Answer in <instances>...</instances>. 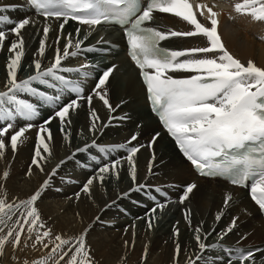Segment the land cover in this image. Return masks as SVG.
<instances>
[{
  "label": "bare ground",
  "instance_id": "obj_1",
  "mask_svg": "<svg viewBox=\"0 0 264 264\" xmlns=\"http://www.w3.org/2000/svg\"><path fill=\"white\" fill-rule=\"evenodd\" d=\"M194 1L196 5L205 4L218 13V34L224 47L234 58L239 59L245 66L252 61L256 66L264 68V41L262 38L257 40L253 37L255 35L249 33L257 22L263 27L259 30V35H263L264 21L255 20L249 14L236 13L234 5L240 0ZM4 5H10L13 10L6 13L10 8L8 7L6 11L0 12V15L7 16L11 21V23L0 22V30L7 34V39L0 46V91H6L8 71L6 65L14 55L8 49L10 43L17 39L9 30L19 20L29 18L33 23L22 30L25 54L17 71L18 80L34 74L36 60L41 62L42 68H46L54 62L57 49H60L63 55L69 34L72 44L82 41L80 49H85L93 41L86 37L85 32L77 36V32L70 29V25L62 34L54 25L56 21H43L44 19L34 18L30 14L24 17L15 7V5L20 6L18 0H0V6ZM200 11L196 7L197 19L205 26H210L206 18L208 15L206 9L203 10L204 16L200 15ZM162 23L168 24L173 31L194 30L186 21L170 15L158 14L154 17V26L159 27ZM45 26L49 27V33L45 41L44 55L41 56L39 42L44 38ZM244 26H249L250 29L246 30ZM174 42L178 43L177 49L180 50L208 46L206 38L202 35L179 36L175 40L170 38L167 44L172 46ZM72 49L73 47H70L69 52ZM78 58L77 55L63 58L58 73ZM127 65L126 82L116 83V78L118 76L122 78L123 75L115 71L109 81L110 89L106 84L103 89L115 111L110 112L99 97L92 96L91 104L87 100H79V107L70 110L68 117L71 123L72 119H77L78 122L75 125L71 123L64 125L67 138L60 130L61 122L58 117L45 124L46 120L54 117L56 109L69 99L61 90L51 91L53 95L60 96V103L55 109L46 108L42 103L30 100L32 93L17 94L19 99L36 105L38 114L35 115L34 121L16 116L11 120L12 122L0 121V128L9 122L15 125L5 135L6 149L0 155V198L6 199L8 203H19L39 190L41 195L35 202V207L40 215V222L44 224V228L51 231L54 242L58 243L55 241V236L61 235L62 238L70 240V244L64 247L74 250L73 246L77 238L86 233L85 242L92 264H188L189 259L195 260L197 254L202 258L196 261V264H228L229 259L224 254L223 247L244 246L245 244H237L244 235L247 242H262L259 246L264 247V221L247 192L243 188L228 185L221 180L197 177L194 174L189 163L183 159L172 140L149 113L138 74L131 65ZM174 75L184 77L191 74L179 72ZM32 86L40 93L48 91L45 87H39L36 82H33ZM10 106L5 105L7 108ZM93 109L100 119L96 122V129L90 130L93 123L91 116ZM28 124L33 126L25 131L17 149L13 151L10 146L11 135ZM41 126L50 129L51 140L47 139V133H40ZM38 133L45 136L50 149L49 155L43 152L41 147V153L45 157L40 161L43 171L32 164L38 146ZM133 135L137 137L134 141L131 140ZM153 137H156L155 145L149 148L148 145L153 141ZM120 145L124 147H119ZM98 146L108 149L109 159L102 157L97 149ZM131 147L139 148L134 157L136 184L130 176H119L118 171L103 174L104 179L101 182L99 169L117 160L120 161L117 170L130 175V165L126 158ZM150 161H152L151 171L148 167ZM5 171L8 172L6 179L3 178ZM90 178L93 179V183L90 185V192L85 193L83 186ZM46 180H48L47 187H42ZM190 184H195L196 187L188 198L181 202L185 189L180 185ZM137 187L139 190H136ZM158 187L168 192V196L160 197L158 202L150 200L148 195L143 194L149 190L156 195ZM228 196L231 199L226 206L224 201ZM160 205L163 207H158ZM154 207H156V218L152 215ZM186 215L189 219H185ZM217 215H220L219 220L216 219ZM191 219H194V222ZM233 220H235L234 227ZM27 227L28 225H25L24 233L27 239L24 241L29 239ZM230 227L231 231H227ZM196 228H200L203 242L209 245L202 254L195 241ZM177 229L178 236L175 234ZM177 244L180 246L178 256ZM24 249L27 251L26 248ZM45 250L41 249V252L33 253V256L37 255L36 257L39 256L40 259V253ZM19 258L18 255L13 257L16 260ZM244 263L264 264V249L253 256L252 260H246Z\"/></svg>",
  "mask_w": 264,
  "mask_h": 264
},
{
  "label": "snow or ice",
  "instance_id": "obj_2",
  "mask_svg": "<svg viewBox=\"0 0 264 264\" xmlns=\"http://www.w3.org/2000/svg\"><path fill=\"white\" fill-rule=\"evenodd\" d=\"M35 11L48 18H63L60 24L61 31L68 20L77 21L80 24L96 26L104 23L114 22L119 24L127 38L129 55L135 65L140 70V75L147 89V98L151 103L152 109L159 116V119L175 140L179 150L188 161L194 166L202 176L209 177H228L233 185L247 186L251 181L250 194L252 200L264 212V68L256 66L249 61L245 66L239 59L234 58L224 47L218 34V13L212 7L205 4L196 5L201 10L200 15L204 16V9L208 15L207 20L210 26H205L197 19L189 0H145L142 5L141 0H29ZM10 5L0 6V12H4ZM234 10L239 14H249L255 20L264 21V0H240L235 3ZM154 11L161 13L174 14L176 17L186 21L193 26L194 30L186 32L160 31L157 28L146 26V22L153 20ZM0 22L11 23L7 16L0 15ZM30 23L29 18H24L16 22L11 28L10 33L17 38L10 43L9 52L14 53L10 57L7 67L6 91H0V121H11L14 118L13 111L5 107L6 104L14 105L16 116L31 120L37 115L36 105L18 98V93H32L42 96L45 100L58 102L60 96H47L38 92L32 86L33 82L47 84L46 78L63 81L64 77L58 75L61 70L62 59L69 55L75 56L77 52H69L70 47L79 50L82 41L72 44L71 34H69L68 44L61 50H56L54 62L48 67L42 68L39 60L34 62V74L23 80L17 79V71L20 68L22 57L24 56V39L22 30ZM49 33V27L43 28L44 38L39 42V54L44 55L45 41ZM79 34V29H77ZM202 35L206 38L208 46L194 47L185 50H169L160 47V42L170 37H192ZM7 39L5 31L0 30V46ZM59 40V37H58ZM215 54L212 56L198 54ZM68 69H64L67 71ZM151 70V71H149ZM113 68L106 69L100 76L98 83L93 89V93L99 97L110 112L112 108L106 94L99 90L106 84ZM190 73L191 75L176 78L169 73ZM55 87V85H51ZM72 91L79 94L80 89L74 88ZM89 104L92 96L86 97ZM79 107L78 99H71L61 105L54 113L61 122V132H65L64 125L71 123L68 119L70 110ZM93 119L92 128L95 130L99 116L93 109L91 111ZM33 125L28 124L15 131L10 137V146L13 151L17 149L18 142L24 136L26 130ZM15 125L11 122L0 128V155L6 149L5 135ZM40 133H47V139L51 140L50 129L41 126ZM159 134H157L158 136ZM133 135L131 140H136ZM156 137L148 145L149 148L155 143ZM50 155V149L44 135L38 133V146L35 150L32 164L43 171L40 161L45 159L41 153ZM119 147H124L120 145ZM143 147V146H141ZM139 151L138 147L128 149L127 162L130 165V176L134 184L137 181L136 163L134 157ZM236 152L238 155H231ZM39 158V159H37ZM152 159H155L154 153ZM120 161L117 160L111 165L105 164L99 169V179L103 182V174L116 171ZM149 171L152 169V161L149 162ZM31 169H29V172ZM55 174V169L53 170ZM8 172L3 173V178H7ZM93 179L90 178L83 186V192H90V185ZM48 180L42 187H47ZM196 187L195 184L187 185L181 202L188 198L189 194ZM136 190H139L137 187ZM41 192L37 190L30 198L21 200L19 203H8L6 199L0 198V233L5 228L8 231L0 236V254H2L7 243H13L14 247L21 244L22 234L27 227L28 238H32L35 233V244H41L44 248L49 247V243L44 240L50 237L51 231L45 230L44 224L40 222V215L35 202L40 197ZM231 197L228 196L224 204L227 206ZM158 207H163L162 205ZM155 208L152 209L154 213ZM19 214V215H17ZM13 217H16L13 220ZM185 219H189L186 215ZM220 219V215L216 216ZM12 221L13 226L9 227L8 222ZM235 226V220L232 221ZM151 227V220H149ZM200 228L195 229V241L202 254L209 245L203 242L200 235ZM231 231V227L227 230ZM179 235V230L175 233ZM85 234L77 238L73 248L64 251V246L70 244L69 239L62 238L61 235L55 236V244L51 249V254L63 252L56 264L65 260V264H92L90 252L86 246ZM180 246L176 245V254L179 255ZM197 254L195 260L189 259L188 264H196L201 259ZM252 254H238L230 257L228 264L234 260H239L244 264L246 260H252ZM35 264H47V258L35 262Z\"/></svg>",
  "mask_w": 264,
  "mask_h": 264
},
{
  "label": "rangeland",
  "instance_id": "obj_3",
  "mask_svg": "<svg viewBox=\"0 0 264 264\" xmlns=\"http://www.w3.org/2000/svg\"><path fill=\"white\" fill-rule=\"evenodd\" d=\"M245 27V29L246 30H249L250 29V27L249 26H244ZM254 29V30H253ZM261 29H263V27L262 26H260V25H258V23L256 22L255 23V25L250 29V31H249V33L253 36V35H255V36H253L254 38H256L257 40L258 39H260V38H262V40L264 41V33H263V35L262 34H260L259 35V30H261ZM257 30V31H256ZM253 33V34H252ZM255 33V34H254ZM261 36V37H260ZM262 41V42H263ZM79 59V58H78ZM127 69H128V66H126L125 64L123 65V67L119 70L120 71V73L123 75V77L121 78V76H118L117 78H116V83H118V84H121V83H125L126 82V80H127V77H128V75H127ZM120 75V74H119ZM112 88H114V87H112ZM111 88V89H112ZM105 91L103 90V94H105L104 93ZM97 98H98V96H96ZM31 100V99H30ZM70 118H72V117H70ZM135 118V117H134ZM55 121V120H54ZM58 121V120H57ZM12 122V121H11ZM78 121H77V119H72V123H71V125H75L76 123H77ZM130 121H127V123H129ZM74 123V124H73ZM117 171H118V174H119V176H124V177H129L130 175H129V173H125V172H121V171H119V170H117L116 169V171H114V172H116L117 173ZM121 172V173H120ZM122 176V177H123ZM130 178H131V176H130ZM141 199H142V197H141ZM143 200V199H142ZM153 216H156V213L153 215ZM154 218H156V217H154ZM16 219V217H13V220H15ZM193 222H194V219H191ZM8 225H9V227H12L13 226V223H12V221H9L8 222ZM48 230V228H41V229H39L40 230V232H43L44 230ZM7 231H8V228H5L4 229V232L3 233H0V236H2V235H5L6 233H7ZM25 232H26V228H25ZM24 236V237H23ZM27 236H26V234L24 233V234H22V237H21V244L18 246V247H14L13 246V243H11V238H10V242L9 243H7L6 245H5V247H4V250H3V252H2V254H0V264H35V262H37V261H40V260H42V259H45V258H47V264H56V261L57 260H59V257H60V255H63V252H58V254H55V255H52L51 254V249H52V247H54L55 246V242H54V238L52 237V236H50V237H47V238H45V240H44V242L45 243H49V241H51L52 243H49V247L48 248H44L41 244H35V246H33L34 245V242H35V233H33L32 234V238L31 239H28L27 241L25 240L24 241V239H27L26 238ZM241 238H243V237H241ZM53 244H54V246H53ZM24 248H26L27 249V251H25V249ZM70 247H64V251H67L68 249H69ZM41 249H42V251L44 250V249H46L44 252H42V253H40L41 254V256H40V259H38L39 258V256L38 257H36L37 255H35V256H33L34 254H36L37 252H41ZM49 249V250H48ZM13 251V252H12ZM11 252V253H10ZM16 252H17V254H16ZM29 252V253H28ZM30 252H32V253H30ZM19 253V254H18ZM34 253V254H33ZM32 254V256L30 257V255ZM70 254L71 253H69V256H67V257H65V260H63V261H60V264H65V262H66V260L67 259H69V257H70ZM8 255V256H7ZM19 256L20 258H19V260H16V259H13V257L14 256ZM24 255V256H23ZM27 255V256H26ZM28 255H29V257H28ZM5 256V257H4ZM28 257V258H27ZM33 257V259H31ZM35 259V260H34ZM14 261H17V262H14Z\"/></svg>",
  "mask_w": 264,
  "mask_h": 264
}]
</instances>
